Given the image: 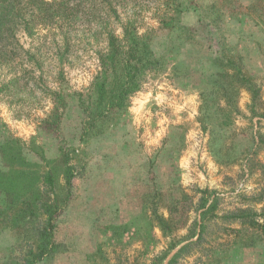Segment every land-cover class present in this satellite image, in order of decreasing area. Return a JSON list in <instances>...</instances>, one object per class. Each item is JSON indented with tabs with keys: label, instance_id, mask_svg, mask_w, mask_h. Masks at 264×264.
I'll return each mask as SVG.
<instances>
[{
	"label": "rangeland",
	"instance_id": "1",
	"mask_svg": "<svg viewBox=\"0 0 264 264\" xmlns=\"http://www.w3.org/2000/svg\"><path fill=\"white\" fill-rule=\"evenodd\" d=\"M65 1L69 7L60 10L62 16L36 26L32 35L20 23L12 33L10 61L0 63V142L20 138L27 157L38 162L35 152L53 159L61 147L80 151L73 200L55 232L65 250L40 264H90L101 244L110 264H152L178 245L171 258L197 240L191 236L199 233L208 197V206L218 199V217L177 264H264L262 234L230 232L242 226L223 219L238 209L264 207V0H182L200 6L182 17L196 35L189 41L159 30L167 0ZM128 21L141 33L154 31V57L163 65L103 135L82 144L85 116L74 93L89 90L107 32L120 35L121 23ZM230 58L254 77L259 101L237 85L228 105L217 95L219 84L204 85L226 70ZM16 77L17 87L9 84ZM46 89L70 95L60 128L52 133L44 129L54 108ZM224 118L228 125L219 126ZM156 215L172 231L164 234ZM113 225L130 226L121 245L110 240ZM248 238L251 247L242 245ZM22 253L13 234L4 231L0 262Z\"/></svg>",
	"mask_w": 264,
	"mask_h": 264
},
{
	"label": "trees",
	"instance_id": "2",
	"mask_svg": "<svg viewBox=\"0 0 264 264\" xmlns=\"http://www.w3.org/2000/svg\"><path fill=\"white\" fill-rule=\"evenodd\" d=\"M68 7L65 0H0V63L10 61L9 47L16 39L15 33H12L20 23H23V30L32 35L36 26L61 17L60 10ZM193 11H200V6L189 5L182 0H167L158 17L159 30L179 32L186 41L195 40V32L182 20L185 13ZM120 28V35L115 31L107 32V48L98 52L100 70L89 90L74 93L85 116L80 138L82 144L103 135L112 126L113 120L129 108L132 98L142 90L148 76L157 73L163 65L154 57L153 30L141 33L136 23L131 21L122 22ZM225 68L216 78L204 80V85L219 84L217 95L228 105H231V93L237 85L246 88L254 102L259 101L260 88L254 77L232 58L227 60ZM9 84L17 87L20 78L11 79ZM5 87L2 90L8 89ZM46 91L54 99V108L49 120L45 121L44 129L52 133L60 128L70 95L63 91ZM220 110L223 111L222 108ZM223 125H228V118L221 120L219 126ZM26 151L20 138L11 136L0 142V235L4 231L11 232L23 251L20 257L0 264H40L65 250L56 243L55 232L59 217L73 200V183L80 170L74 161L80 151L75 147H61L59 156L53 159L34 151L41 162L29 159ZM203 200L200 221L197 222L199 233L191 236L197 237V240L182 246L169 258L178 247L171 245L161 256L155 257L152 264H177L192 246L201 242L208 223L213 217H218L215 215L218 199L212 200L209 206L211 199ZM156 219L164 234L172 231L158 215ZM223 219L242 226L238 230L231 228L230 232L241 234L246 228L259 231L264 238V207L261 212L251 208L238 209L223 216ZM137 223L135 221L130 226L134 227ZM150 224L153 226L152 221ZM130 226H111L110 240L123 244ZM136 229L140 231L138 226ZM242 245L251 247L253 242L249 239ZM103 253L101 244L97 252L89 257L90 264H110Z\"/></svg>",
	"mask_w": 264,
	"mask_h": 264
},
{
	"label": "crops",
	"instance_id": "3",
	"mask_svg": "<svg viewBox=\"0 0 264 264\" xmlns=\"http://www.w3.org/2000/svg\"><path fill=\"white\" fill-rule=\"evenodd\" d=\"M242 2H244V1L242 0Z\"/></svg>",
	"mask_w": 264,
	"mask_h": 264
}]
</instances>
